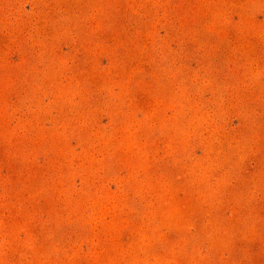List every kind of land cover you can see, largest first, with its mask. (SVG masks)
Masks as SVG:
<instances>
[{
    "label": "rangeland",
    "instance_id": "1",
    "mask_svg": "<svg viewBox=\"0 0 264 264\" xmlns=\"http://www.w3.org/2000/svg\"><path fill=\"white\" fill-rule=\"evenodd\" d=\"M0 264H264V0H0Z\"/></svg>",
    "mask_w": 264,
    "mask_h": 264
}]
</instances>
